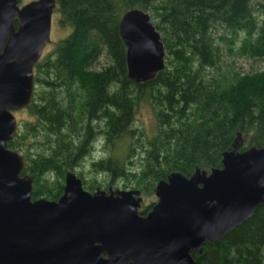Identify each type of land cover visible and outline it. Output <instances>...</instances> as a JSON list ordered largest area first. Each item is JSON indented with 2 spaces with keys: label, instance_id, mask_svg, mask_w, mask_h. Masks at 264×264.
<instances>
[{
  "label": "trees",
  "instance_id": "1",
  "mask_svg": "<svg viewBox=\"0 0 264 264\" xmlns=\"http://www.w3.org/2000/svg\"><path fill=\"white\" fill-rule=\"evenodd\" d=\"M131 6L150 13L166 48L165 69L145 82L129 77L120 33ZM257 7L255 0H57L72 31L35 64L34 95L24 107L32 117L19 119L8 142L26 158L33 198H59L67 171L100 135L109 154L93 160L91 170L146 194L173 171L221 166L238 132L242 149L264 145V66H237L240 57L264 61ZM101 56L109 62L98 68ZM143 104L154 112L150 130L139 123ZM78 175L92 191L113 185ZM203 247L195 264H264V203Z\"/></svg>",
  "mask_w": 264,
  "mask_h": 264
},
{
  "label": "water",
  "instance_id": "2",
  "mask_svg": "<svg viewBox=\"0 0 264 264\" xmlns=\"http://www.w3.org/2000/svg\"><path fill=\"white\" fill-rule=\"evenodd\" d=\"M56 6L0 0V264H195L193 251L202 253L206 241L222 238L264 203V145L242 149L238 132L221 166L160 179L147 213L140 188L92 191L74 168L58 199L33 198L26 158L8 142L19 126L15 110L33 98L34 66ZM119 27L129 77L155 78L166 67V48L150 13L131 6Z\"/></svg>",
  "mask_w": 264,
  "mask_h": 264
},
{
  "label": "rangeland",
  "instance_id": "3",
  "mask_svg": "<svg viewBox=\"0 0 264 264\" xmlns=\"http://www.w3.org/2000/svg\"><path fill=\"white\" fill-rule=\"evenodd\" d=\"M29 0H20V4L27 2ZM257 2V10L256 13L259 17V19L263 22L264 21V0H255ZM62 13L55 8L53 17H52V27H51V33H50V40L47 41L42 56L50 53L53 51L56 47L57 42L67 36L72 31V26L66 22L62 21ZM222 28L219 30L218 33ZM222 32V31H221ZM237 66L239 69L245 71H250L252 69L263 67L264 61L258 58L253 57H240L238 58ZM109 60L105 56H101L98 63H96V67L101 68L105 65H107ZM15 113L18 117V119L24 118L30 119L32 115L26 108H20L16 109ZM137 115L139 117V123L145 124L147 128L150 130L152 129L153 125L155 124V117L154 112L152 108L148 104H143L138 109ZM109 154L108 149L104 145V137L100 135L98 139L95 141L94 148L90 152L89 155L86 156V158L83 160V162L75 168V171L77 174H82L86 177H88L89 180H93L97 177L98 181H104L103 185L107 186L109 184H113V187H120L125 188L124 182L125 180L120 179L115 181L114 183L109 182V178L105 174H97L91 170V163L95 159H99L100 157H105ZM135 165L139 163L138 159H135ZM107 177V178H106ZM126 188H131L126 187ZM144 200L143 205L149 204L152 201L157 200V196L155 193L153 194H146L143 192Z\"/></svg>",
  "mask_w": 264,
  "mask_h": 264
},
{
  "label": "flooded vegetation",
  "instance_id": "4",
  "mask_svg": "<svg viewBox=\"0 0 264 264\" xmlns=\"http://www.w3.org/2000/svg\"><path fill=\"white\" fill-rule=\"evenodd\" d=\"M14 22H15V25H16V27H18V25H19V18H14ZM110 186H112L113 187V185H110ZM98 187H101V186H97V188ZM96 188V189H97ZM101 188H104V187H101ZM114 188V187H113ZM115 188H117V187H115ZM95 189V190H96ZM104 189H109V186L107 187V188H104ZM142 190V189H141ZM142 195H143V191H142ZM60 197V196H59ZM58 199V198H57ZM143 200H144V196H143ZM154 202L155 201H152L151 203H149V204H145V205H143V201H142V206H141V210L143 211V213H147V211L148 210H150L151 209V207H152V205L154 204ZM197 251H193V254H194V256H195V258H196V255H197Z\"/></svg>",
  "mask_w": 264,
  "mask_h": 264
}]
</instances>
